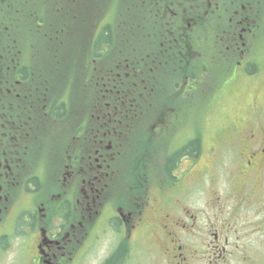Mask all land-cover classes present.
<instances>
[{
    "label": "flooded vegetation",
    "instance_id": "flooded-vegetation-1",
    "mask_svg": "<svg viewBox=\"0 0 264 264\" xmlns=\"http://www.w3.org/2000/svg\"><path fill=\"white\" fill-rule=\"evenodd\" d=\"M113 1L0 0V264H264V0ZM237 91L222 143L171 148Z\"/></svg>",
    "mask_w": 264,
    "mask_h": 264
},
{
    "label": "rangeland",
    "instance_id": "rangeland-1",
    "mask_svg": "<svg viewBox=\"0 0 264 264\" xmlns=\"http://www.w3.org/2000/svg\"><path fill=\"white\" fill-rule=\"evenodd\" d=\"M114 9V6H111ZM253 93V92H252ZM260 96L264 99V89L259 92ZM251 93H242V91L231 92L217 103H214L211 108H197L189 109L183 113L182 119L184 121L183 126L177 130V134L174 138V143L171 148H180L184 143L185 146L191 140H196L198 137L200 141L204 142L208 147H214L217 142L222 143L223 133L222 130L227 128L230 120H235L238 117L244 116L243 105L249 103L253 97ZM251 97V98H250ZM193 105L202 104L198 98L194 99ZM245 103V104H244ZM205 153V152H204ZM202 154L199 160L203 167H206V171L201 173V181L204 182L206 188V198H210L213 192H216L221 196L222 201H228V194H231L229 186V178L235 171V167L230 165V158L228 155H223L221 160L219 158L220 166L213 171V164L211 157L206 154ZM190 163V168H192ZM197 184V182H196ZM191 202H198L196 194L192 195ZM226 212V210H224ZM225 215V214H224ZM246 220L243 219L241 225V232L244 233ZM229 243L234 246L236 243L233 237H230Z\"/></svg>",
    "mask_w": 264,
    "mask_h": 264
},
{
    "label": "trees",
    "instance_id": "trees-1",
    "mask_svg": "<svg viewBox=\"0 0 264 264\" xmlns=\"http://www.w3.org/2000/svg\"><path fill=\"white\" fill-rule=\"evenodd\" d=\"M133 0H114L112 2V6H114V10L116 11L117 13V17L113 18V22L111 23L112 26H118V25H123V22L125 25H128V26H133L134 24V18H133V14L132 12L134 11V8H133ZM131 11V14L128 15V14H123V12L121 11Z\"/></svg>",
    "mask_w": 264,
    "mask_h": 264
}]
</instances>
